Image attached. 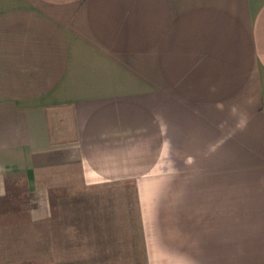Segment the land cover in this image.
I'll list each match as a JSON object with an SVG mask.
<instances>
[{"label":"crops","instance_id":"crops-1","mask_svg":"<svg viewBox=\"0 0 264 264\" xmlns=\"http://www.w3.org/2000/svg\"><path fill=\"white\" fill-rule=\"evenodd\" d=\"M11 179L130 189L141 264H264V0H0Z\"/></svg>","mask_w":264,"mask_h":264},{"label":"rangeland","instance_id":"rangeland-1","mask_svg":"<svg viewBox=\"0 0 264 264\" xmlns=\"http://www.w3.org/2000/svg\"><path fill=\"white\" fill-rule=\"evenodd\" d=\"M11 180H0V264H141L128 225L118 233L110 228L115 210L133 207L130 189L118 195L107 186L26 190Z\"/></svg>","mask_w":264,"mask_h":264}]
</instances>
